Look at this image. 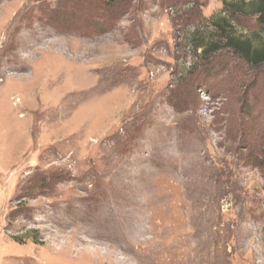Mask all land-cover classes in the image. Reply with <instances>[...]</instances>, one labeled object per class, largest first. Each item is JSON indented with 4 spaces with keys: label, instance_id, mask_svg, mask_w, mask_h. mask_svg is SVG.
Returning a JSON list of instances; mask_svg holds the SVG:
<instances>
[{
    "label": "rangeland",
    "instance_id": "1",
    "mask_svg": "<svg viewBox=\"0 0 264 264\" xmlns=\"http://www.w3.org/2000/svg\"><path fill=\"white\" fill-rule=\"evenodd\" d=\"M223 1L0 0V264H264V64L192 45Z\"/></svg>",
    "mask_w": 264,
    "mask_h": 264
},
{
    "label": "trees",
    "instance_id": "2",
    "mask_svg": "<svg viewBox=\"0 0 264 264\" xmlns=\"http://www.w3.org/2000/svg\"><path fill=\"white\" fill-rule=\"evenodd\" d=\"M223 16L212 18L213 33L209 42L194 38V51L201 50L202 56H210L222 50L232 52L245 64L257 68L264 64V0H224ZM236 16L252 17L256 19L258 29L247 36L238 33L234 18ZM23 244L22 241L14 239Z\"/></svg>",
    "mask_w": 264,
    "mask_h": 264
}]
</instances>
